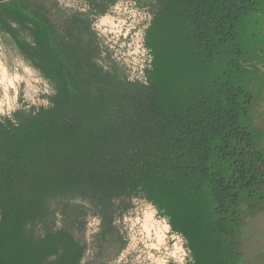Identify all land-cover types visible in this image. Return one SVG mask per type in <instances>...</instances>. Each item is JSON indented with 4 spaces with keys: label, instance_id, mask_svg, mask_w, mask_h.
I'll use <instances>...</instances> for the list:
<instances>
[{
    "label": "trees",
    "instance_id": "trees-1",
    "mask_svg": "<svg viewBox=\"0 0 264 264\" xmlns=\"http://www.w3.org/2000/svg\"><path fill=\"white\" fill-rule=\"evenodd\" d=\"M79 1L0 0L3 40L51 86L47 104L0 116V264H112L134 199L186 264H237L264 204V0H132L149 16L134 79L94 29L118 0Z\"/></svg>",
    "mask_w": 264,
    "mask_h": 264
},
{
    "label": "rangeland",
    "instance_id": "rangeland-1",
    "mask_svg": "<svg viewBox=\"0 0 264 264\" xmlns=\"http://www.w3.org/2000/svg\"><path fill=\"white\" fill-rule=\"evenodd\" d=\"M68 7L80 6L79 0H59ZM149 16L132 0H118L103 16L94 22L103 44L122 65L129 78L141 77L139 65L145 49L144 30ZM258 83H264V63H259ZM51 86L16 49L7 45L0 34V116L9 115L21 104L40 106L47 104ZM255 120L262 139L264 160V115L259 107ZM259 135V134H257ZM260 171L264 180V165ZM264 190V185H263ZM152 215V218L148 216ZM118 223L126 240V247L112 264H186L187 253L183 239L172 234L167 221L146 200L134 199ZM100 219L89 217L84 233L78 236L91 242L99 229ZM90 248L88 254L91 255ZM237 264H264V204L250 213L241 229L235 251Z\"/></svg>",
    "mask_w": 264,
    "mask_h": 264
},
{
    "label": "built area",
    "instance_id": "built-area-1",
    "mask_svg": "<svg viewBox=\"0 0 264 264\" xmlns=\"http://www.w3.org/2000/svg\"><path fill=\"white\" fill-rule=\"evenodd\" d=\"M145 58H146V49H144L142 51V53H141V59H140V65H139V70H140L141 77L143 76Z\"/></svg>",
    "mask_w": 264,
    "mask_h": 264
},
{
    "label": "bare ground",
    "instance_id": "bare-ground-1",
    "mask_svg": "<svg viewBox=\"0 0 264 264\" xmlns=\"http://www.w3.org/2000/svg\"><path fill=\"white\" fill-rule=\"evenodd\" d=\"M148 216L152 218V215L151 214H148Z\"/></svg>",
    "mask_w": 264,
    "mask_h": 264
}]
</instances>
